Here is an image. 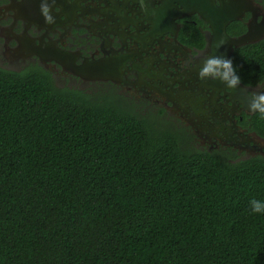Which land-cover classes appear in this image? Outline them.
Returning <instances> with one entry per match:
<instances>
[{
  "label": "trees",
  "instance_id": "16d2710c",
  "mask_svg": "<svg viewBox=\"0 0 264 264\" xmlns=\"http://www.w3.org/2000/svg\"><path fill=\"white\" fill-rule=\"evenodd\" d=\"M231 60L264 83V40ZM184 145L116 96L0 68V264H264V157Z\"/></svg>",
  "mask_w": 264,
  "mask_h": 264
},
{
  "label": "flooded vegetation",
  "instance_id": "af4514ba",
  "mask_svg": "<svg viewBox=\"0 0 264 264\" xmlns=\"http://www.w3.org/2000/svg\"><path fill=\"white\" fill-rule=\"evenodd\" d=\"M192 2L206 0H0V68L42 70L60 89L116 96L193 151L232 163L264 157V117L248 107L264 83L229 88L200 79L207 56L231 59L237 48L229 54L213 30L219 22ZM229 2L210 0L204 13L221 19ZM250 2L253 10L236 13L226 27L229 39L244 36L252 22L264 37V5Z\"/></svg>",
  "mask_w": 264,
  "mask_h": 264
},
{
  "label": "clouds",
  "instance_id": "9594fccd",
  "mask_svg": "<svg viewBox=\"0 0 264 264\" xmlns=\"http://www.w3.org/2000/svg\"><path fill=\"white\" fill-rule=\"evenodd\" d=\"M43 12L47 16L48 8L44 7ZM199 76L205 81L218 80L229 88H236L241 83L232 60L224 57L207 56L199 68ZM250 101L249 110L264 117V92L253 94ZM249 204L252 213L264 215V200L252 199Z\"/></svg>",
  "mask_w": 264,
  "mask_h": 264
},
{
  "label": "water",
  "instance_id": "95a60500",
  "mask_svg": "<svg viewBox=\"0 0 264 264\" xmlns=\"http://www.w3.org/2000/svg\"><path fill=\"white\" fill-rule=\"evenodd\" d=\"M210 0H206L205 4H197V3H188V5L190 6V8H192V10H194L195 12L199 13L201 16H203L207 21H215V22H219L220 26L219 28H214V32L215 34L218 35V39L219 41H223L226 40V43L228 42V48H229V54L230 52H233L234 48H239L242 46H246L249 44H255L258 41H261L264 37L260 34H258V26L256 25L255 22H252L249 26V30L248 32L238 38V39H229L227 37V33H226V27L230 24V22L237 20L240 18V15H236L237 14H242L245 10H253V4L250 2V0H241L239 3L236 2V0H230V2L225 6L222 3L223 6V10L220 13L222 15V18H217L216 19V15L212 14L210 16L206 15L204 12H210L212 9L210 6ZM212 5L214 6V3L211 2ZM212 6V7H213ZM226 7V8H225ZM222 9V8H221ZM236 15V16H235ZM220 43V42H219Z\"/></svg>",
  "mask_w": 264,
  "mask_h": 264
}]
</instances>
